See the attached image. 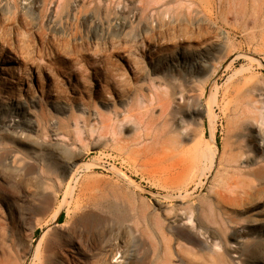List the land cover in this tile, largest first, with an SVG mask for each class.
Returning a JSON list of instances; mask_svg holds the SVG:
<instances>
[{
    "label": "rangeland",
    "instance_id": "1",
    "mask_svg": "<svg viewBox=\"0 0 264 264\" xmlns=\"http://www.w3.org/2000/svg\"><path fill=\"white\" fill-rule=\"evenodd\" d=\"M242 111L264 114V0H0V264H264Z\"/></svg>",
    "mask_w": 264,
    "mask_h": 264
},
{
    "label": "bare ground",
    "instance_id": "2",
    "mask_svg": "<svg viewBox=\"0 0 264 264\" xmlns=\"http://www.w3.org/2000/svg\"><path fill=\"white\" fill-rule=\"evenodd\" d=\"M218 91V90H217ZM216 93V92H215ZM214 94V93H213ZM212 94V96H214V98H212V103H207V105H205V106H207L206 107V110L208 111V113H209V115L211 116V118H212V116H213V113H214V108H213V103H216V98H217V94H215V95H213ZM244 95V94H243ZM243 95H241L242 97H243ZM246 95V94H245ZM253 100V99H252ZM251 100V101H252ZM249 102V101H248ZM216 106H217V104H216ZM247 106H248V104H247ZM250 106H252L251 104H250ZM244 109V108H243ZM242 109V110H243ZM245 110V109H244ZM248 111V110H247ZM250 112V111H249ZM242 113H245V112H243L242 111ZM247 114H248V112H246ZM245 113V114H246ZM245 114H244V116H245ZM252 114H253V112H252ZM261 114H263V113H261ZM249 116L251 115V112H250V114H248ZM247 115V116H248ZM244 117V119H242L241 118V123L239 122V124H241V126H239V127H243V128H255V130L257 131V133H255L262 141H263V144H264V114L263 115H260L261 117V119L259 118V116L258 117H256V116H254L253 115V117ZM243 117V116H242ZM6 129V128H5ZM9 129V128H8ZM13 129H15V128H13ZM5 131V130H4ZM9 134H12L13 135V131H11L10 129H9V131H7ZM16 133V132H15ZM4 135H5V133H4ZM14 135H16V134H14ZM13 135V136H14ZM6 137V136H5ZM7 137L9 138V136L7 135ZM17 137V136H16ZM11 138V137H10ZM13 138V137H12ZM18 138V137H17ZM2 140H3V138H2ZM5 140H6V138H5ZM10 141H11V139H10ZM5 142V141H4ZM8 142H9V140H8ZM2 144V143H1ZM3 145V144H2ZM206 145V144H205ZM203 152V157H205V159H206V161L207 162H209V169L211 170V168H213L214 167V165H215V162H216V157H217V149L214 147V144L211 142V143H209V144H207V146L205 147V150H203L202 151ZM263 153H264V145H263ZM16 157V156H15ZM14 157V158H15ZM264 157V156H263ZM16 159V158H15ZM19 160V159H18ZM15 161V160H14ZM259 160L256 158V157H253V159H252V161L251 162H253V164H256L257 162H258ZM13 162V161H12ZM16 163V162H15ZM83 165H85L87 168L90 166V165H88V164H83ZM11 166V165H10ZM76 166V164H74V167ZM14 167V166H13ZM246 168H243V167H240V166H235V168H234V170H233V173L229 176H227V177H225V178H223L222 179V182H221V188H222V190H219V191H225V192H227V191H229V192H232L233 191V180H234V178L235 179H237L240 183H242V182H245L246 180H245V178H244V175H245V173H248V174H251V172L250 171H246L245 170ZM239 176V178H236L235 176ZM41 183V182H40ZM46 183V182H45ZM44 184V183H43ZM47 184V183H46ZM218 191V192H219ZM222 192H219V193H222ZM71 194V193H70ZM73 195V194H72ZM226 195V194H225ZM225 195H223V196H225ZM13 196V195H12ZM220 196H222V195H220ZM222 196V197H223ZM15 197V196H14ZM13 197V198H14ZM14 201H16V200H14ZM17 204V203H16ZM14 206V205H13ZM61 206H58L57 208H56V210L53 212V214L51 215V217H50V219L49 220H51V222L52 223H54V224H58L57 222H58V218H59V215H60V213H61ZM189 218V221L188 222H186L185 224H189V225H192V228L191 227H189V229H191V231L193 232V235L196 237V238H198V239H203L204 237H206V235L204 234V232L200 229V228H198L197 226H195L194 225V223H193V220H192V216L191 217H188ZM182 218H180V220H181ZM27 221V220H26ZM249 222H258V220L256 219V218H254L253 216L248 220ZM215 222V221H214ZM61 225V224H60ZM63 225V224H62ZM199 226V225H198ZM34 227V226H33ZM32 227V229H33V231H34V228ZM30 228H31V226H30ZM32 233V232H31ZM44 234H45V232H44ZM42 235L41 236V239H40V242H39V245H40V243L42 242V240H43V238H44V236L45 235ZM32 235V234H31ZM200 239V240H201ZM206 241V240H205ZM204 241V242H205ZM207 241H208V244L210 243L211 244V246L210 245H208L207 244V247H204L203 246V249H220V246H219V243H217V242H213V241H211V239H207ZM203 242V243H204ZM207 243V242H206ZM201 244V243H200ZM117 245H119V244H117ZM112 246H113V244H112ZM114 246H115V244H114ZM113 246V247H114ZM116 247H118V246H116ZM116 247H114V248H111L110 246H109V248H107V250H106V252H105V256H110L111 257V255H113L114 256V254H113V251H114V249H116ZM120 247V246H119ZM230 250H232L231 248H229L228 249V252L231 254V252H230ZM117 251H118V249H117ZM115 253H116V251H114ZM120 252V249H119V251L117 252V253H119ZM102 253H103V251H102ZM228 255V254H227ZM123 258H124V256H123ZM122 261V260H121ZM123 262H125V261H123ZM118 264H121V263H118Z\"/></svg>",
    "mask_w": 264,
    "mask_h": 264
},
{
    "label": "trees",
    "instance_id": "3",
    "mask_svg": "<svg viewBox=\"0 0 264 264\" xmlns=\"http://www.w3.org/2000/svg\"><path fill=\"white\" fill-rule=\"evenodd\" d=\"M61 217H62V214H60L59 218H61Z\"/></svg>",
    "mask_w": 264,
    "mask_h": 264
}]
</instances>
